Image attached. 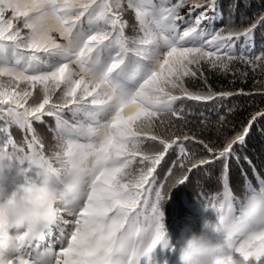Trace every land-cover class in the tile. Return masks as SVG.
I'll return each mask as SVG.
<instances>
[{
    "label": "snow or ice",
    "instance_id": "obj_1",
    "mask_svg": "<svg viewBox=\"0 0 264 264\" xmlns=\"http://www.w3.org/2000/svg\"><path fill=\"white\" fill-rule=\"evenodd\" d=\"M239 8L234 0L223 23L219 0H0V156H13V186L35 206L29 220L0 218V264H141L169 246L162 206L172 189L217 163L221 191L199 194L216 213L205 227L230 253L223 264H264V173L244 151L264 109L236 131L229 117L240 106L224 103L264 95L254 79L264 78V0L251 17ZM205 67L233 84L251 72L254 88L216 91ZM186 101L217 102V119Z\"/></svg>",
    "mask_w": 264,
    "mask_h": 264
},
{
    "label": "trees",
    "instance_id": "obj_2",
    "mask_svg": "<svg viewBox=\"0 0 264 264\" xmlns=\"http://www.w3.org/2000/svg\"><path fill=\"white\" fill-rule=\"evenodd\" d=\"M219 2L221 9L225 14V20L223 23H228L227 16L229 12V5L232 4L234 0H219ZM247 4H250L251 7H246L245 5ZM260 8L261 0H240V8L238 12L244 13L248 17H251L252 14L259 11ZM186 11L187 9L182 10V14ZM126 18L130 21V23L133 22V16L131 12L127 13ZM248 22L250 21H245V23ZM237 23H239V21H237ZM257 35H259V31ZM235 66L238 68L242 67L239 64H236ZM205 75L208 77V83L211 84L213 89L216 91H235L240 88H243L245 91H251L254 88L251 72H249V79L246 83L237 80L234 84L230 83L232 80L231 74L225 77L223 75H218L215 72H211L207 69V67H205ZM254 79L260 80L264 78L257 75ZM199 86H201L199 80H197L195 83L189 82V87L196 88ZM255 87L258 88L260 85H255ZM215 103L217 102L198 103L186 101V107L193 109L197 113L204 111L205 114L210 116L212 120H216V114L209 111V109L214 107ZM224 103H237L240 106V110L229 117V119L235 125V130L238 131L240 129L241 123H246L250 113L259 109H264V95L254 94L252 96H235L230 101H224ZM48 123L51 124L52 121L49 119ZM177 123L179 124L180 121H177ZM35 126L37 128L38 134L44 138L45 143H51L52 133L49 132L43 124H37ZM189 127L195 130L198 127V123L191 124ZM224 131L228 136L233 134L232 130L225 129ZM13 135L17 138V140L22 138V133L15 128L13 129ZM203 138L206 140L213 139L214 131L205 134ZM217 143L221 144L222 140L218 139ZM189 147L199 151L201 146L192 143L189 144ZM244 151L253 160L257 170L264 173V121H259L253 126V129L247 138V145ZM201 154L207 155V153L204 152H201ZM175 158L176 153L170 150L169 155L166 156L165 161H163L160 168H158V172L161 176L165 174V171L171 160ZM207 167L211 172V175H206L205 169L202 167L200 169L194 170L190 176V179L185 184H180L172 189L170 197L162 206V210L165 215L166 230L170 241L169 246L165 247L164 244L161 243L150 254V256L143 257L141 259V264H179L176 254V247L179 246L182 237L191 235L193 231H209L220 240L217 234H214L205 228V222L216 221L215 211L213 209H207L202 204L203 201L199 200V194L201 191H203L205 195H208L209 193L214 194L221 191L220 181L217 179V173L220 170L219 164L217 163ZM244 167L248 169L247 165H244ZM230 175L231 185L235 195L237 197L243 198L245 194L243 188L244 179L241 177L240 171L235 166V163L232 165ZM248 176L249 178H252L251 169H248ZM252 182L254 185L256 184L254 178L252 179ZM12 188H14V186L10 185V190Z\"/></svg>",
    "mask_w": 264,
    "mask_h": 264
},
{
    "label": "clouds",
    "instance_id": "obj_3",
    "mask_svg": "<svg viewBox=\"0 0 264 264\" xmlns=\"http://www.w3.org/2000/svg\"><path fill=\"white\" fill-rule=\"evenodd\" d=\"M13 167L11 154L0 156V218L18 223L31 219L35 206L32 191L20 187L10 190V185L20 181L18 175L14 176ZM176 254L179 264H223L230 253L209 231H193L181 238Z\"/></svg>",
    "mask_w": 264,
    "mask_h": 264
}]
</instances>
